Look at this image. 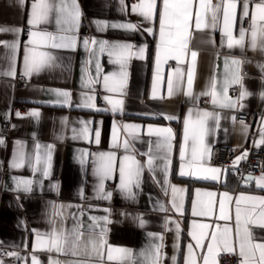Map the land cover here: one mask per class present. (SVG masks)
<instances>
[{
	"label": "snow or ice",
	"instance_id": "obj_1",
	"mask_svg": "<svg viewBox=\"0 0 264 264\" xmlns=\"http://www.w3.org/2000/svg\"><path fill=\"white\" fill-rule=\"evenodd\" d=\"M18 4L27 12V23L29 25L28 40L24 44L23 72L24 76L31 77L39 74L45 69L54 66L57 57L50 49H73L77 47L78 29L82 20V10L78 0H31L30 7L27 0H18ZM123 6L125 0H120ZM239 7V12H238ZM123 10V9H122ZM131 11L141 17V22H124L108 24L107 21H93L97 25L98 31H103L107 27L114 29H124L127 32L135 33L141 30V23L151 21L158 16L159 36L156 44L155 64L153 71V83L151 99H165L158 91L166 83L167 98L183 95L190 98V102L195 104L200 96L210 97L212 110L197 107L189 108L183 117V137L179 145V175L194 177L196 179L218 181L225 171L237 170L241 160L248 157L245 150L241 155L236 156L229 168L211 166V147L207 140L210 133L220 127L222 119L235 121V115L223 116L221 110H238L244 108L242 101L246 97L254 95L245 85L247 74L243 70V65L253 63L245 56H225L223 60V71L215 69L205 83L204 90L194 93V86L197 79L198 50H192L193 24L197 32L218 29L222 36V43L228 49H240L243 53L246 50L257 52L264 58V0H137L132 5ZM248 18V27L243 26V21ZM239 27L234 34V29ZM54 30H49V28ZM22 29L15 27H0V34H12L10 41H0V46L10 50L3 59L6 67L0 69V75L15 76L17 67L15 56L20 41L15 38ZM144 31L155 35L152 28H145ZM208 37L202 43H211ZM83 45L88 53L89 59L82 66V87L90 88L92 85L101 83L106 95L103 99L110 106L113 113L123 112L124 99L120 98L127 94L129 73L127 71L130 61L133 58L144 59L146 45H137L130 41H109L97 39L95 37L84 38ZM98 47H91V46ZM106 53L109 64L113 65V70L104 71L98 54ZM95 62V76L89 75V66ZM170 60L176 61L177 67L170 69L166 74L164 66ZM186 64V71L181 65ZM260 74L258 96L264 101V59L255 61ZM186 78V79H185ZM239 86L238 95L233 98L229 92L233 86ZM58 99L57 103L68 105L71 100V93L67 90L54 89ZM83 104L77 107H95V96L87 92L81 93ZM100 111V109H97ZM107 111L108 109H103ZM32 118H39L37 110H31L26 114ZM161 115H164L161 113ZM17 117H22L20 112H16ZM167 120H175L174 115H164ZM62 123H67V118H62ZM82 125L79 129L73 127V139L87 138L91 121H79ZM259 128V140H254V145L259 147L264 145V115L261 117ZM136 124H123L122 129L128 134L122 142L117 133V126L113 124V145L114 149L123 148L125 154L118 155L117 151H99L89 153L87 150L80 151L79 163L83 166L88 163L91 157V171L96 178L93 188L96 200H111L112 191H107L105 181L111 179L114 172L119 173V184L117 189L120 194L129 200L135 199L136 189L141 187V176L147 170L153 173L160 171L163 174L162 190L169 194L167 205L171 206L173 212L183 211L184 192L183 187L171 184L168 180V169L172 164L171 151L175 133L171 127H156L148 125V136L155 137L154 140L147 141L148 151L143 153L147 159L143 162L136 158L132 141L138 139ZM242 129L245 134L247 125L242 122ZM95 142L101 143V131L94 130ZM62 139L63 137H57ZM4 143L0 138V144ZM18 148L14 150L10 167L23 168L27 164L32 172L40 173L42 177L50 174L53 145H41L34 143V155L26 154L23 150L22 142L17 141ZM235 151V149H233ZM17 192L25 194L34 190L40 181L14 177ZM242 179L255 180L257 189H264V171L258 177L249 173L242 176ZM159 182V181H157ZM83 198V188L80 190ZM219 212L216 215L217 205ZM234 204V217L230 205ZM63 207V206H60ZM72 206L69 205V208ZM95 207L89 205V208ZM160 212L166 213L169 209L166 204L157 201ZM106 213L103 216H90L88 224L89 239L87 246H90L88 260H66L53 258L52 253L80 255L83 228L82 221L73 214L74 223L70 228L63 225L56 226L54 219H49V229L46 232L35 231V240L32 247L33 252L29 253L31 264H41L35 254L37 251L49 253L48 264H165L164 258V236L161 233L149 232V243L134 252L130 248L116 247L108 242V225L112 223L110 219V209L104 208ZM56 213H54L55 215ZM192 214L195 217L215 218L216 221L224 223H209L192 221L188 236L191 241L181 248L180 233L181 225L178 221L165 215L162 227L166 231L169 224L174 225L175 237L173 241L174 252H182L183 264H220L222 255H235L239 264H264V237L255 234L256 229L264 231V195L246 194L240 192L232 195L228 191L216 193L213 191L202 192L196 189V199L192 202ZM83 215V211L81 212ZM123 215H127L124 213ZM134 223L143 228L147 221L140 215L133 217ZM234 220V222H233ZM86 246V247H87ZM197 249L200 251L197 252ZM0 256L17 257L20 254L15 251L5 252L0 249ZM26 259V258H24ZM172 264H177V257L174 254L170 257ZM0 264H5L0 260Z\"/></svg>",
	"mask_w": 264,
	"mask_h": 264
},
{
	"label": "crops",
	"instance_id": "obj_2",
	"mask_svg": "<svg viewBox=\"0 0 264 264\" xmlns=\"http://www.w3.org/2000/svg\"><path fill=\"white\" fill-rule=\"evenodd\" d=\"M137 0H125L122 6L120 0H78L82 10V20L78 29L77 47L73 49H50L57 57L53 67L33 74L31 77L24 76L23 53L24 44L28 40L29 25L27 23V12L18 4V0H0V27H15L22 31L15 35L20 41L17 48L15 63L17 73L15 76L0 75V138L4 143L0 144V248H12L18 252L20 258L6 257L5 264H31L29 253L33 252V241L35 231L46 232L49 229V219H54L56 226L63 225L70 228L74 223L73 214L82 221L83 236L79 249L80 255L52 253L53 258L66 260H88L90 246H87L89 239L88 224L90 216H103L106 213L104 208L110 209L111 224L108 225V242L116 247H126L134 252H139L149 243L148 233H161L164 236V258L165 264H172L170 257L174 254L177 257V264H183L182 252H174L173 241L175 237L174 225L169 224L171 231H166L162 224L167 215L181 225L180 243L182 250L190 241L188 232L191 229L192 221L224 223L216 221L215 218L195 217L192 214V202L196 199V189L202 192L213 191L221 193L228 191L232 195L240 192L246 194L264 195V189L255 187V180L237 183L234 175L225 171L218 181L196 179L189 176L179 175V145L183 137V117L189 108L197 107L212 110L210 97L200 96L199 100L190 102V98L177 95L167 98L166 83L158 91V95H163L165 99H151L153 71L155 64L156 44L159 36L158 16L151 21L141 23V30L130 33L124 29L105 28L103 31L97 30V25L93 21H107L108 24L124 22H141V17L131 11L132 5ZM162 3V0H158ZM30 7L31 0H27ZM123 9V10H122ZM238 7V12H239ZM244 27H248V18L242 22ZM239 27L234 29V34ZM145 28H152L155 35L144 31ZM49 30H54L49 28ZM192 50H198L197 79L194 86V93L198 94L204 90L205 83L215 69L223 71V60L225 56L241 57L242 55L252 60L253 63L243 65V70L247 74L245 85L254 95L246 97L242 103L244 108L238 110H221L223 116L230 117L236 111L255 113L256 117L252 123L246 124V134L242 129V122L222 119L220 127L210 133L207 140L210 147L213 144L231 145L237 149L236 156L241 155L246 148L255 147L254 140H259V128L261 117L264 115V101L258 96L260 74L255 66V61L264 59L257 52L246 50L243 53L240 49H228L222 43V36L218 29L197 32L193 24ZM95 37L109 41H130L137 45H146L144 59L133 58L128 66L129 80L127 94L124 99L123 112L113 113L110 106L103 99L106 92L101 83L92 85L90 88L82 87L81 68L88 61L89 56L83 45L84 38ZM210 37L211 43H202V40ZM14 37L12 34H0V41H10ZM91 46V45H90ZM98 47V46H91ZM10 50L0 46V69L6 67L4 55ZM98 59L104 71L113 70V65L109 64L106 53L98 54ZM170 62H173L170 64ZM177 67L176 61L170 60L164 66L165 74L172 68ZM186 71V64L181 65ZM89 75L95 76V62L89 66ZM23 76L24 85L18 87L16 79ZM186 79V78H185ZM54 89L67 90L71 93L70 104L57 103L58 98ZM82 92L94 95L95 107H77L83 104ZM239 93V86L235 92L229 94L235 98ZM202 99L207 100V105L200 104ZM97 109H100L98 111ZM103 109H108L104 111ZM31 110L40 113L39 118L27 116ZM16 112H20L22 117H17ZM174 115L175 120H167L164 115ZM62 118H67V123H62ZM91 121L90 132L87 138L73 139L72 128L79 129L82 125L79 121ZM8 122V132L2 133L3 124ZM117 126V133L122 142L128 134L122 129L123 124H136L140 127L136 130L138 139L132 141L134 154L141 162L147 159L143 153L148 151L147 141L154 140L155 137L148 136V125L156 127H171L175 133L173 147L171 151L172 164L168 169V180L171 184L186 189L183 199V211L173 212L171 206L167 205L169 194L162 190L163 174L157 171L154 175L145 168L141 176V187L136 189L135 199H125L117 189L119 184V173L114 172L111 179L105 181L107 191H112L111 200H96L93 188L96 178L91 171V157L88 163L83 166L79 163L80 151L87 150L89 153L99 151H117L118 155H124L123 148L114 149L113 124ZM101 131V143L95 142L94 130ZM62 136V139L57 137ZM130 139V137H128ZM17 141L22 142L23 150L26 154L34 155V143L41 145H53L50 174L42 177L40 173H33L32 169L25 165L23 168L10 167L14 150L18 148ZM259 147H264L260 145ZM235 156V157H236ZM211 166H215L211 164ZM217 167V166H215ZM264 171V170H262ZM261 174L259 172L256 177ZM14 177H23L38 180L40 183L34 187L30 193L17 192ZM159 181V182H157ZM83 188V198L80 190ZM157 201L164 202L168 211L160 212ZM95 207L89 208V205ZM69 205L72 207L69 208ZM63 206V207H60ZM234 217V204L230 205ZM83 211V215L81 212ZM218 215V197L215 208ZM54 213H56L54 215ZM127 213V215H123ZM140 215L147 224L141 228L134 223L133 217ZM234 222V220H233ZM258 237H264V231L255 230ZM87 246V247H86ZM200 250L197 249V252ZM41 264H48L49 253L37 251L35 253ZM26 258V259H24Z\"/></svg>",
	"mask_w": 264,
	"mask_h": 264
},
{
	"label": "built area",
	"instance_id": "obj_3",
	"mask_svg": "<svg viewBox=\"0 0 264 264\" xmlns=\"http://www.w3.org/2000/svg\"><path fill=\"white\" fill-rule=\"evenodd\" d=\"M173 62H170L172 64ZM16 85L18 87H21L24 85V79L23 76H18L16 79ZM238 86L233 85L230 88V92H235L237 90ZM200 104L202 106L207 105V100L202 99ZM235 120L238 122L243 123H252L253 120L256 117L255 113H249L244 111H236L234 113ZM8 132V122H5L3 124L2 133L6 135ZM235 149V151H233ZM248 151V157L245 160H241L239 165L237 166L238 171L233 169L230 170L237 183L240 184L244 181L242 179V176L246 177L251 173L252 176L256 177V175L264 170V147H248L246 148ZM237 154V149L234 148L231 145H225V144H213L211 146V155H212V161L211 164L217 166V167H224L225 169L229 168V166L232 164V161L234 160L235 156ZM242 154V153H241ZM3 249L5 252L12 251V248H0ZM7 256H0V259H5ZM220 264H239L238 258L235 255H222L220 257Z\"/></svg>",
	"mask_w": 264,
	"mask_h": 264
}]
</instances>
